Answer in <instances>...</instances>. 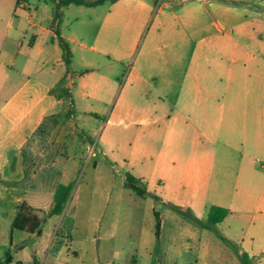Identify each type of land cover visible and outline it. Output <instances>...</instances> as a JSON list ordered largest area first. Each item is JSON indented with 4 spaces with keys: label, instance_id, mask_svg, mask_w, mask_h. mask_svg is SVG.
Wrapping results in <instances>:
<instances>
[{
    "label": "crops",
    "instance_id": "0c3cea01",
    "mask_svg": "<svg viewBox=\"0 0 264 264\" xmlns=\"http://www.w3.org/2000/svg\"><path fill=\"white\" fill-rule=\"evenodd\" d=\"M153 1L156 0H117L89 7H104L88 47L97 57H108L110 61L105 62L108 75H99V58L83 54L85 44L76 33L64 35L59 31L72 53L67 71L50 26L52 18L48 27L31 22L36 15L19 9L24 8L19 0H0V194L17 193L13 196L15 213L11 226L21 206L26 216L42 221L37 229L40 235H36V230L11 229L25 233L26 240L41 238L42 226L49 218L57 216L61 220L66 215L71 191L61 214L47 216V212L56 187L70 183L67 178L77 167L80 148L86 143L97 146L86 128L92 115L101 112L104 97L114 92L110 74L119 59L109 57L108 51L116 53L118 48L135 44L152 13L142 50L133 66L136 74L130 76L126 85V92L142 89L148 97L165 101L146 104L140 109L125 107V117L133 124L137 119L141 126L136 138L145 141L142 161L151 175L147 179L143 177L147 174L144 170L131 174L143 188L148 180L150 187L144 189L157 196L160 203L189 208L198 218L207 217L209 208L217 206L208 203L207 197L214 141H219L224 150L230 147L226 138L230 124L239 125L242 134L247 125L257 132L264 125L260 99L264 90L247 89V81L251 79L244 73L228 71L224 77L220 72L225 65L217 57L212 59L216 73L210 72L209 58L199 71L198 49L205 47L217 55L219 52L210 38L224 35V27L234 30L238 27L240 12L229 4L235 0H160L156 11ZM47 36H50L49 44L44 42ZM232 48L240 50L238 44ZM75 59L85 68L78 74L71 68ZM233 62L228 64L230 71ZM262 78L259 74L252 81L261 83ZM182 97L190 99L181 103ZM231 97L241 99L243 105H231ZM247 97L255 98L252 107L245 105ZM119 108L111 111L109 118L117 115ZM108 122L111 123L110 119ZM95 132L102 133L101 127ZM189 133L192 136L187 147ZM154 140H161L158 149L151 147ZM152 176H158L157 185ZM79 205L77 197L72 219ZM146 208L153 214L154 206L147 204ZM97 221L95 227L99 226ZM154 226V222L147 223L141 231L138 262L148 258L147 249L159 237V234L155 237ZM107 235H98L99 243ZM82 239L89 240L87 235ZM23 248L21 244L16 250ZM241 253L257 257L245 251ZM6 264H11L10 258ZM15 264L23 263L17 260ZM30 264L37 261L33 258Z\"/></svg>",
    "mask_w": 264,
    "mask_h": 264
},
{
    "label": "rangeland",
    "instance_id": "374dc122",
    "mask_svg": "<svg viewBox=\"0 0 264 264\" xmlns=\"http://www.w3.org/2000/svg\"><path fill=\"white\" fill-rule=\"evenodd\" d=\"M19 3L24 4V8L19 9L36 15L31 22L48 27L53 16V1L19 0ZM159 3L160 0L153 1L154 11ZM229 4L240 12L238 27L235 30L224 27V35L210 38L219 52L217 55L205 47L198 49L199 71L209 58L210 72L216 73L212 59L217 57L225 65L220 72L224 77L228 71L244 73L251 79L247 81V89L264 90V0H235ZM102 8L65 7L58 28L64 35L74 32L82 38L85 44L83 54L99 58L97 74L108 75L109 67L105 63L110 62L108 57H97L88 49L103 17ZM153 15L135 44L126 49L118 48L116 53L108 51L109 57L119 59L110 74L114 92L104 97L101 112L92 115L90 126L86 128L92 143L97 146L86 143L77 152V167L67 178L72 189L64 218H49L42 226L41 238L26 240L25 233L11 231L15 213L13 196L17 193L0 194V264H6L7 258L11 259V264L17 260L30 264L33 258L37 264H241L240 253L243 251L257 255L256 258L247 256L249 264H264V125L259 132L247 125L242 134L239 125L230 124L226 137L230 147L222 150L217 140L212 145L215 155L211 161L208 203L228 209L227 216L216 225H207L206 215L198 218L189 208L181 209L138 196L122 185L127 173L133 175L144 170L147 174L143 177L147 179L151 175L142 161L145 141L142 137L136 138L141 126L137 119L133 124L125 117V107L140 109L143 105L164 101L163 98L148 97L142 89L126 92L130 76L136 74L133 66ZM44 42L49 44L50 36ZM233 44H238L240 50H234ZM232 61L230 71L228 64ZM71 68L76 74L85 69L76 59ZM259 74L263 77L261 83L253 82ZM189 99L182 97L181 103H187ZM260 99L264 107V94ZM229 100L236 107L244 103L236 97ZM254 100V97H247L245 105L252 107ZM118 108L117 115L109 118V113ZM134 115L136 117L138 113ZM262 118L264 121V113ZM107 119L111 123H107ZM99 126L102 133L96 134ZM160 146L161 140L151 143L154 149ZM151 179L158 184V176ZM145 181L144 188L150 187L149 181ZM77 197L80 205L72 219L70 215ZM147 204L154 206L159 213L160 232L155 244L147 249L148 258L138 262L141 231L147 223L154 222ZM96 219L99 226L95 227ZM105 233L107 237L99 243L97 236L104 237ZM84 235L88 236V242H83ZM21 244L24 248L17 251L16 247Z\"/></svg>",
    "mask_w": 264,
    "mask_h": 264
},
{
    "label": "trees",
    "instance_id": "16d2710c",
    "mask_svg": "<svg viewBox=\"0 0 264 264\" xmlns=\"http://www.w3.org/2000/svg\"><path fill=\"white\" fill-rule=\"evenodd\" d=\"M54 3V10H53V17L51 21V28L53 29L58 47L61 50V59L67 69V71L70 68L71 64V58L72 53L69 48L68 43L60 36L58 24L59 19L61 16V9L63 7H66L68 5H81L85 7H93L100 5L104 2H115L117 0H94V1H86V0H51ZM72 105L71 100H69V108ZM70 112L71 108L69 109ZM123 187L131 189L136 195L141 197H148L154 201H158V197L154 194L148 193L140 183V181L132 176L131 174H125L124 181H123ZM72 189L71 183L69 184H59L56 187V190L53 195L52 199V205L49 211L47 212V216H53V215H59L64 209V206L68 200L70 191ZM23 207L21 206L19 208V212L14 219L11 229L12 230H30L31 232H34L36 230V235H40V230H37L40 227V224H42V221H38L33 217L26 216L23 212ZM228 210L223 207L219 206H211L208 210L207 217H206V223L209 226L216 225L223 221V219L227 216ZM153 218L155 223V237H158L159 230H160V219H159V213L156 210H153ZM240 261L241 264H249V260L246 254L241 253L240 254Z\"/></svg>",
    "mask_w": 264,
    "mask_h": 264
}]
</instances>
